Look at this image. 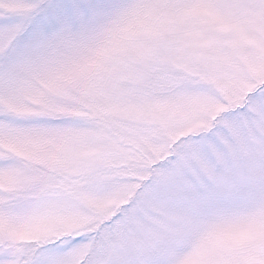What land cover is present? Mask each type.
Wrapping results in <instances>:
<instances>
[{
  "label": "snow or ice",
  "instance_id": "6c2138e0",
  "mask_svg": "<svg viewBox=\"0 0 264 264\" xmlns=\"http://www.w3.org/2000/svg\"><path fill=\"white\" fill-rule=\"evenodd\" d=\"M0 264H264V0H0Z\"/></svg>",
  "mask_w": 264,
  "mask_h": 264
}]
</instances>
